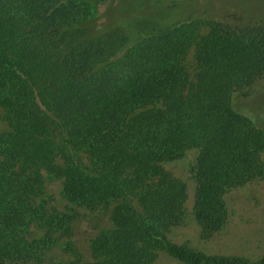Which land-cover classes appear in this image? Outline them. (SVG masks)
<instances>
[{
	"label": "trees",
	"instance_id": "obj_1",
	"mask_svg": "<svg viewBox=\"0 0 264 264\" xmlns=\"http://www.w3.org/2000/svg\"><path fill=\"white\" fill-rule=\"evenodd\" d=\"M104 1L0 0V264L40 260L59 240L71 264H152L159 252L183 264H264V254L170 241L186 193L164 168L196 149L204 238L227 221V189L264 179V25L210 20L203 35L195 20L134 27L126 45L116 28L88 32ZM45 172L69 203L108 211L111 226L87 253L70 239L72 211L44 201Z\"/></svg>",
	"mask_w": 264,
	"mask_h": 264
},
{
	"label": "rangeland",
	"instance_id": "obj_2",
	"mask_svg": "<svg viewBox=\"0 0 264 264\" xmlns=\"http://www.w3.org/2000/svg\"><path fill=\"white\" fill-rule=\"evenodd\" d=\"M88 22V32L116 28L129 37L135 36L134 27H166L195 20L199 34L208 30L210 20H230L239 23L264 25V0H182L171 6L164 0H105ZM185 63L190 69L196 66L194 49L187 52ZM260 89L259 84L255 90ZM2 110L0 108V117ZM258 117V115H257ZM1 127H6L1 118ZM196 149L187 150L182 156L166 161L164 168L185 186L181 222L169 229L167 236L177 245H186L206 254L242 256L250 261L259 260L264 254V179L258 178L226 190L224 198L228 209L225 225L208 237H202L194 214V176ZM264 162V152L261 153ZM43 198L47 206L57 211H72L73 233L70 237L75 248L87 253L90 239L101 229L110 228L107 210H91L69 203L62 195V180L43 173ZM35 233L40 228L34 229ZM61 240L56 244H60ZM43 254L40 260L29 259L18 264H71L72 256L57 246ZM152 264H183L165 252H159Z\"/></svg>",
	"mask_w": 264,
	"mask_h": 264
}]
</instances>
